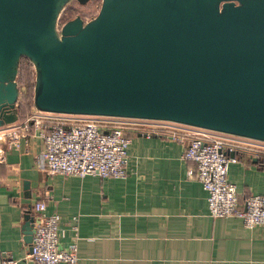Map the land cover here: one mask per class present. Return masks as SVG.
Masks as SVG:
<instances>
[{"label":"water","instance_id":"1","mask_svg":"<svg viewBox=\"0 0 264 264\" xmlns=\"http://www.w3.org/2000/svg\"><path fill=\"white\" fill-rule=\"evenodd\" d=\"M70 1L0 0V126L20 118L27 58L37 110L264 141V0H101L95 16L60 25ZM33 221L29 210L28 243Z\"/></svg>","mask_w":264,"mask_h":264},{"label":"crops","instance_id":"2","mask_svg":"<svg viewBox=\"0 0 264 264\" xmlns=\"http://www.w3.org/2000/svg\"><path fill=\"white\" fill-rule=\"evenodd\" d=\"M130 136L128 175L122 178L41 171L43 142L34 128L28 138L4 146L0 264L9 258L29 264L23 226L40 200L46 213L60 214V247L76 243L77 264H264V224L249 228L239 217L209 214L208 193L188 174L195 162L183 157V142ZM257 160L245 153L229 164L228 179L241 202L264 194V161Z\"/></svg>","mask_w":264,"mask_h":264},{"label":"built area","instance_id":"3","mask_svg":"<svg viewBox=\"0 0 264 264\" xmlns=\"http://www.w3.org/2000/svg\"><path fill=\"white\" fill-rule=\"evenodd\" d=\"M53 114L33 108L16 122L0 126V158L4 146L28 138L34 128L43 142L37 163L41 171L122 178L128 175L132 132L168 137L183 142V157L195 162L188 174L207 191L212 217H239L249 228L264 224V194L252 193L241 202L236 185L228 179L229 164L238 161L242 154L247 153L251 159L264 157L263 140L168 120L87 114H65L64 119L54 120ZM45 208L44 200L32 207L34 231L24 258L29 264H77L76 243L66 250L60 247V214H48ZM2 264L18 261L9 258Z\"/></svg>","mask_w":264,"mask_h":264},{"label":"rangeland","instance_id":"4","mask_svg":"<svg viewBox=\"0 0 264 264\" xmlns=\"http://www.w3.org/2000/svg\"><path fill=\"white\" fill-rule=\"evenodd\" d=\"M101 0H89L87 3L82 4L78 0H71L63 10L60 20L61 19H70L77 15H81L85 20L90 19L91 17L95 16L100 8ZM21 69L24 73L23 76V84L20 85L21 92H20V105L23 108L22 115L27 112H30L33 108V89H34V67L31 62L27 58H23L21 62ZM27 110V111H26ZM54 120H62L66 117L65 114H53Z\"/></svg>","mask_w":264,"mask_h":264},{"label":"trees","instance_id":"5","mask_svg":"<svg viewBox=\"0 0 264 264\" xmlns=\"http://www.w3.org/2000/svg\"><path fill=\"white\" fill-rule=\"evenodd\" d=\"M67 19H61L60 20V25L63 24V22H65ZM23 76H24V73L22 72V69H21V66H20V71H19V76H18V83H19V86L22 85L23 83ZM20 92H21V88H20ZM21 97V96H20ZM21 106V105H20ZM258 162L260 161H264L262 160V157H259Z\"/></svg>","mask_w":264,"mask_h":264},{"label":"flooded vegetation","instance_id":"6","mask_svg":"<svg viewBox=\"0 0 264 264\" xmlns=\"http://www.w3.org/2000/svg\"><path fill=\"white\" fill-rule=\"evenodd\" d=\"M85 4V3H84Z\"/></svg>","mask_w":264,"mask_h":264}]
</instances>
